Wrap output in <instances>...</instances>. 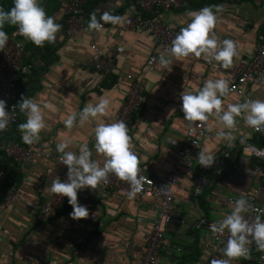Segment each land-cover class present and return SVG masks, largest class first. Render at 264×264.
I'll return each instance as SVG.
<instances>
[{"label": "crops", "instance_id": "0c3cea01", "mask_svg": "<svg viewBox=\"0 0 264 264\" xmlns=\"http://www.w3.org/2000/svg\"><path fill=\"white\" fill-rule=\"evenodd\" d=\"M133 1L85 0L81 9L87 22L86 29L91 30L88 23L89 14L93 11L98 19L105 10L113 15L125 16L128 12L136 11ZM65 2L40 0L47 15L55 17L56 22L62 25L55 43L37 47L26 38L21 41L25 53L42 65L32 69L26 77L14 81L17 123L4 139L28 146L18 130V125L26 122L27 117L17 103L26 96L41 107L45 117L47 129L40 133L39 141L49 144L54 150L58 143L66 141L70 145L66 151L77 154L80 146L86 143L93 153L92 159L98 160L102 167L104 157L95 151L94 129L100 122H114L113 115L127 85L124 75H130L140 84L143 101L129 123L128 134L132 138L133 150L140 159L142 172L151 179H160L170 166L168 153H173L179 143L178 132L190 126L181 111V93L195 94L205 81L223 77L210 73L203 62L170 56H166L172 60L168 68L158 64L145 71L143 64L151 52L146 35L143 32H112V36L108 37L104 30L94 34L95 44L102 51L108 47L112 49L113 70L104 77L86 70L83 64L91 57L90 41L80 33H75L72 39L65 38ZM214 5L223 8L218 13L220 20L214 29L217 37L221 41L230 39L237 43L239 56L234 58L233 64H247L255 36L264 30V0H188L180 8L159 12L158 18L172 27L183 28L191 20L188 12ZM13 6V0H0V8L5 11ZM13 26L6 24L3 30L9 31ZM107 26L104 24L103 28ZM241 89L249 93V100H264V90L261 88L245 85ZM102 97L110 100L106 116L90 119L83 126H79L77 121L72 129L65 127L64 120L71 113L78 114L88 104L98 103ZM222 101L225 110L229 104L243 103L239 96L233 94L222 97ZM236 119L237 127L229 130L220 120L210 117L209 129L217 132L219 138L200 141L199 151L214 154L225 140L220 136L221 132H231L235 147L264 146V131L252 132L251 127L245 124L243 115ZM248 163L258 164L253 160ZM0 168L6 172L4 181L0 183V264H134L154 216L151 208L154 200L129 199L114 191L101 194L85 188L78 191V202L88 208L87 219L73 220L69 215L73 210L70 205L58 216L56 213L41 216L39 207L53 194L50 190L51 180L56 176L61 179L62 167L37 157L15 164L8 161L0 149ZM187 170L193 172L190 164L180 168L182 174ZM209 177L210 185L196 200L192 198L190 184L179 178L171 188L173 206L184 215L202 217L216 223L233 210L225 206L226 197L242 198L255 187L253 181L235 178L226 172L213 171ZM8 188L17 191V202L9 207H1ZM90 194L95 195L93 200L80 198V195L89 197ZM258 203L264 219V193L260 195ZM162 240L157 264H208L206 253L202 250V231L174 228L163 233ZM255 263V254L250 255V259L233 261V264Z\"/></svg>", "mask_w": 264, "mask_h": 264}, {"label": "built area", "instance_id": "2783aa9c", "mask_svg": "<svg viewBox=\"0 0 264 264\" xmlns=\"http://www.w3.org/2000/svg\"><path fill=\"white\" fill-rule=\"evenodd\" d=\"M188 0H134L133 6L135 12H128L124 17L126 23L121 25L108 26L103 30L106 36L111 37L112 32L134 33L143 32L151 45V52L147 56L143 70H151L159 64L161 55L170 56L169 50L172 40L179 34L181 28L172 27L159 20L158 14L161 11L180 8ZM199 1V0H191ZM85 0H66L64 4V36L72 39L75 33L86 36L89 41V51L91 57L83 65L86 70H92L100 76H108L113 70V51L111 48L99 50L95 44L94 34L100 31L86 29L87 22L82 13V5ZM9 40L3 50L0 52V100L6 101V110L10 112L9 124L5 131L0 132V149L4 157L12 163H22L30 161L37 157L43 161H52L62 167L63 173L61 180L67 179V166H65L60 157L61 153L52 149L49 144L42 141L34 143L35 146H25L12 140L4 139L12 127L17 123V105L14 92V81L26 77L32 69L41 67V63L30 58L24 51L21 41L25 39L19 34L16 26L6 31ZM186 59L195 62H203L204 66L212 74L222 76L229 81L230 93L239 96L242 102L249 100V93L241 88L245 85H251L264 90V30L255 36V44L250 48V58L247 64L236 63L231 68L225 69L220 63L208 60H202V57L189 56ZM127 82L124 96L120 101L113 121L122 120L127 127L133 116L141 108L143 101L142 89L140 84L130 75H124ZM16 105L12 111L13 106ZM12 111V112H11ZM218 120L219 117L211 116ZM251 131L257 133L255 129ZM179 143L176 145L173 153H168L170 166L164 175L154 180L146 176L142 191L135 198L154 200L151 205L154 213L150 221V228L143 237V246L141 252L134 264H157L158 252L163 246L162 234L174 228L188 229L193 232H203L202 250L206 253V260L210 264L212 258H225L222 256V249L225 247L228 234L225 232L223 237L214 235L210 229V222L202 217H192L184 215L172 204L171 188L176 185L179 178L184 179L191 186V195L194 200L199 198L210 185V175L212 172H226L235 178H247L255 183V187L250 189L242 198L247 200L250 211L242 213L245 219L250 222L257 215L263 219V210L258 203V199L264 193V146L256 147L252 145H234V142L223 140L219 149L212 154L215 163L211 168H205L199 165L198 153L200 141H213L219 138L217 132L209 129V120L203 127L189 126L183 131L178 132ZM249 160L258 164L249 165ZM191 165L193 172L187 170L183 174L180 168L183 165ZM6 172L0 168V183L5 179ZM152 182H149V181ZM130 186L119 180L114 175L109 176L107 184H100L95 189V193L104 194L108 191H114L121 197H128L127 192ZM80 198H89L93 200L95 195H80ZM238 197H226L224 204L232 208ZM68 201L67 197L53 193L49 196L47 202L39 207L41 216L54 214ZM17 202V191L14 188H8L1 201V207H9ZM250 255H256L255 264H264V251L258 250L253 241L249 246ZM226 259V258H225Z\"/></svg>", "mask_w": 264, "mask_h": 264}, {"label": "clouds", "instance_id": "9594fccd", "mask_svg": "<svg viewBox=\"0 0 264 264\" xmlns=\"http://www.w3.org/2000/svg\"><path fill=\"white\" fill-rule=\"evenodd\" d=\"M13 4L8 11L0 8V52H3L9 40L7 32L3 30L6 24L16 26L19 34L37 47L57 41L62 25L56 22L55 17L47 15L40 0H13ZM222 11V6L214 5L188 12L190 23L181 28L179 34L172 40L170 57L181 59L203 56L209 63L215 61L225 69L231 68L234 58L239 56L237 43L230 39L221 41L214 31L220 20L218 13ZM126 22L124 16L113 15L107 10L103 11L98 19L96 12L93 11L89 14L88 28L102 31L104 24L122 26ZM158 62L163 68H168L172 60L161 55ZM229 93V81L223 78L205 81L203 87L195 94L183 91L181 111L184 119L190 122L192 127H203L211 116H217L225 128L234 130L237 127L236 118L243 115L247 126L258 132L264 131V100L229 104L225 110L222 97L228 96ZM17 104L27 117L26 122L18 125L23 142L28 145L37 143L40 140V133L47 129L41 107L26 96ZM109 106L110 100L102 97L98 103L88 104L78 114L71 113L64 120L65 127L72 129L77 125V121L79 126H83L90 119L106 116ZM15 107L16 105L12 111ZM45 107L50 108L51 105ZM9 120L10 112L6 110V101L0 100V132L6 130ZM94 132L95 151L104 157L102 167L98 160L92 159L93 153L86 143L80 146L78 154L66 151L70 147L66 141L56 145L57 152L62 154L60 157L62 163L67 166V179L61 180L59 176L52 178L50 190L68 198V204L73 209L69 215L73 220L89 217L88 208L78 202V191L85 188L95 190L98 185L107 184L109 176L114 175L130 186L127 196L132 199L142 191L145 182V177L141 175L140 159L133 150L128 127L122 120L113 123L100 122ZM220 136L228 142L234 140L231 132H221ZM197 158L199 165L205 168H211L216 159L206 150H201ZM250 210L247 200L240 198L235 202L231 214L210 225L214 235L223 237L225 232L228 234L226 245L222 249V256L226 259L212 258L210 264H233V261L240 258L250 259L248 246L253 241L258 250L264 251V220H261L259 215L251 222L245 219L242 213Z\"/></svg>", "mask_w": 264, "mask_h": 264}, {"label": "trees", "instance_id": "16d2710c", "mask_svg": "<svg viewBox=\"0 0 264 264\" xmlns=\"http://www.w3.org/2000/svg\"><path fill=\"white\" fill-rule=\"evenodd\" d=\"M213 2H215V1H213ZM68 201L61 207L62 208V210H61V208H60V210L58 211V212H55L56 214V216H58L60 213H61V211H63V210H66L67 209V207H68ZM180 263H182V262H180Z\"/></svg>", "mask_w": 264, "mask_h": 264}]
</instances>
